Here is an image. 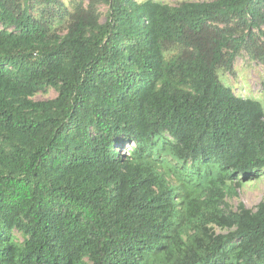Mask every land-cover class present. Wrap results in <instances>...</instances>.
Masks as SVG:
<instances>
[{"label": "trees", "instance_id": "16d2710c", "mask_svg": "<svg viewBox=\"0 0 264 264\" xmlns=\"http://www.w3.org/2000/svg\"><path fill=\"white\" fill-rule=\"evenodd\" d=\"M71 5L0 0V264H264V0Z\"/></svg>", "mask_w": 264, "mask_h": 264}, {"label": "rangeland", "instance_id": "374dc122", "mask_svg": "<svg viewBox=\"0 0 264 264\" xmlns=\"http://www.w3.org/2000/svg\"><path fill=\"white\" fill-rule=\"evenodd\" d=\"M78 0H64L67 8H71L72 2ZM87 1V0H86ZM161 2L176 5L182 1H212V0H159ZM100 11L105 14V6L100 7ZM105 17H103V20ZM220 76L223 82L231 86L236 95L243 98H254L259 100L264 107V66L251 59V57L242 52L234 62L231 72H222ZM56 96L54 90L47 94H40L37 99H51ZM241 201L251 209H255L261 202H264V171L260 177L249 181L243 188L238 190Z\"/></svg>", "mask_w": 264, "mask_h": 264}]
</instances>
